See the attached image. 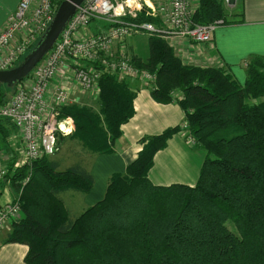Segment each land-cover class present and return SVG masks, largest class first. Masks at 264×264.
I'll use <instances>...</instances> for the list:
<instances>
[{
	"label": "trees",
	"instance_id": "trees-1",
	"mask_svg": "<svg viewBox=\"0 0 264 264\" xmlns=\"http://www.w3.org/2000/svg\"><path fill=\"white\" fill-rule=\"evenodd\" d=\"M217 20L235 23L221 0H198L193 21ZM135 21L154 22L143 14ZM148 45V59L132 62L153 74L156 103L176 102L185 113L195 147L206 153L197 182L156 186L148 180L155 153L178 128L143 138L125 173L112 175L103 198L74 220L58 195L89 193L90 173L79 164L60 171L47 157L20 166L10 182L21 191L22 218L11 223L2 244L26 245L25 264H264V102L252 104L264 97V57L249 61L240 85L223 69L183 65L159 36H150ZM97 84V110H63L74 121L73 139L94 155L110 154L133 116L135 93L105 71ZM4 97L0 92V106ZM8 125L0 119L2 143Z\"/></svg>",
	"mask_w": 264,
	"mask_h": 264
},
{
	"label": "crops",
	"instance_id": "crops-1",
	"mask_svg": "<svg viewBox=\"0 0 264 264\" xmlns=\"http://www.w3.org/2000/svg\"><path fill=\"white\" fill-rule=\"evenodd\" d=\"M19 1L0 0V32L5 29L8 18L14 12ZM146 2L150 5L155 3V0H146ZM221 3L226 18L235 23L216 28L210 43L195 44L168 33L160 38L173 49L175 56L183 65L195 68L223 69L231 74L240 85H243L247 79L246 69L249 61L255 56L264 57V0H221ZM143 16L148 18L144 13ZM89 25L87 29L76 33V39L81 40L85 36L96 34L108 27L103 20H94ZM148 40L149 36L144 34L132 35L123 41H117L107 56L110 58L125 54L131 60L135 58L143 63L149 57ZM75 64L76 62L70 58L65 60L49 82L45 95L48 104L46 115L57 112V106L52 100L53 94L57 90L66 91L68 96L66 105L59 110L71 105L88 106L98 98L97 83L92 91L84 92L74 81ZM124 80L135 93L134 112L133 116L121 126V134L114 143V152L92 156L87 167L79 164L93 178V187L89 193L66 191L58 195L64 202L69 218L72 220L70 214L79 216L84 210L103 198L107 182L112 175L125 173L126 168L136 159L142 147L141 140L143 138L159 135L167 129L177 128L185 121V113L176 102L158 104L151 98L150 90L153 83H142L132 79ZM174 96L179 98L181 94L175 92ZM10 125L6 128L9 132L5 140L7 145L2 143L0 153L4 164L13 171L22 144L19 133L11 123ZM205 156V151L186 144L183 135L177 132L169 139L165 148L155 153L153 165L148 172V180L156 186L172 184L193 186L197 182ZM63 196L69 201H66ZM13 199L10 182L1 189L0 206ZM10 232L11 224L0 230V264H25L24 257L28 251L26 245L2 244Z\"/></svg>",
	"mask_w": 264,
	"mask_h": 264
},
{
	"label": "built area",
	"instance_id": "built-area-1",
	"mask_svg": "<svg viewBox=\"0 0 264 264\" xmlns=\"http://www.w3.org/2000/svg\"><path fill=\"white\" fill-rule=\"evenodd\" d=\"M62 1H19L5 29L0 32V71L13 68L27 54L49 26ZM143 13L154 22L135 21ZM193 14L192 0H155L150 5L146 0H84L60 32L53 47L27 76L30 80L26 77L18 83L10 102L0 108V119L14 126L22 144L14 170L20 166L31 168L35 161L53 156L57 149V137L68 136L74 130L72 118L59 117V108L66 105L68 100L64 90H57L53 94L57 112L46 115L47 87L65 60L70 58L76 62L74 81L84 92L95 88L102 71L120 79L153 83L154 76L137 69L127 55L109 58L107 54L113 43L136 34L163 37L166 33L195 44L210 43L213 32L222 25V20L197 24L193 21ZM94 20H103L108 27L100 34L76 39V33ZM182 129L187 131L186 125ZM189 141L193 143L190 136ZM13 171L4 164L0 153V192L10 184ZM21 215L18 198L0 206V230L18 222Z\"/></svg>",
	"mask_w": 264,
	"mask_h": 264
},
{
	"label": "rangeland",
	"instance_id": "rangeland-1",
	"mask_svg": "<svg viewBox=\"0 0 264 264\" xmlns=\"http://www.w3.org/2000/svg\"><path fill=\"white\" fill-rule=\"evenodd\" d=\"M225 1H228V0H225ZM192 7H193V10H194V13L195 11L197 10V7H198V0H192ZM90 25H88L86 28H84L83 30L87 29ZM107 28V27H106ZM105 28V29H106ZM104 30L102 31H99L98 33L96 34H92V35H97V34H100L102 33ZM92 35H89V36H92ZM140 35V34H139ZM89 36H85V37H89ZM84 37V38H85ZM37 42V41H36ZM35 42V43H36ZM117 42V41H116ZM115 42V43H116ZM113 43V45L115 44ZM35 45V44H34ZM33 45V46H34ZM32 46V47H33ZM31 47V48H32ZM31 48L29 49V51L31 50ZM28 51V52H29ZM27 52V53H28ZM27 55V54H26ZM25 55V56H26ZM24 56V57H25ZM112 59H117L118 56H114V57H110ZM21 62L23 60H20ZM20 61L16 64L18 65L20 63ZM15 65V66H16ZM135 66V65H134ZM76 67V66H75ZM136 67V66H135ZM137 68V67H136ZM138 69V68H137ZM219 69V68H218ZM143 70V69H141ZM146 71V70H144ZM151 74V73H150ZM153 75V74H152ZM119 78V77H118ZM27 80H30L29 77L26 78ZM120 79V78H119ZM122 80H124V78H122ZM21 81L17 82L13 87L11 88H8L4 85H0V92H3L5 94V97H4V100H5V104L1 105V107H4L6 106V104H8L12 98V95H13V92H14V87L20 83ZM30 82V81H29ZM28 85V84H27ZM30 85V84H29ZM98 87V86H97ZM66 92V91H65ZM98 92H99V89H98ZM181 96H179L180 98ZM98 99V98H97ZM97 99L93 100L91 103L88 104L89 107H91L92 109L94 110H97L98 106H97ZM258 102H264V97H261L260 99L258 100H255V101H252V104H257ZM63 116H67V117H70L68 115H64V110L61 109L59 110V117H63ZM71 118V117H70ZM73 121V120H72ZM73 124H74V121H73ZM184 125H187L186 122L184 121L178 128V132H180L182 135H183V138L186 142V144L192 146V147H195V143L193 141V143H191L189 141V132L188 131H184L182 128L184 127ZM75 132H76V128H75V124H74V130L73 132L68 135V136H58L57 137V141H56V152L53 156H50V157H47L49 161H57L58 164H59V167H58V170H63L65 169L66 167H70L76 163L80 164V165H83L84 167H87L92 159V156H94V154L92 152H90L86 147H84L83 144H81L79 141L73 139V135H75ZM190 139H192V137L190 136ZM3 145H7V142L5 141ZM0 146H2V142H0ZM27 181V180H26ZM25 181V182H26ZM21 185V184H20ZM19 185V186H20ZM23 185V184H22ZM11 187H12V191H13V196L14 198H19V195L21 193L20 189L17 190L15 189V185L14 183L12 184L11 183ZM21 187V186H20ZM17 190V191H16ZM64 199L66 201H69L68 198H65V196H63ZM4 205V204H3ZM63 205H64V202H63ZM65 206V205H64ZM66 208V207H65ZM78 214H70V217L74 219H76L78 216H76ZM76 216V217H75ZM231 224V223H230ZM232 225V224H231ZM231 229V227H229Z\"/></svg>",
	"mask_w": 264,
	"mask_h": 264
},
{
	"label": "water",
	"instance_id": "water-1",
	"mask_svg": "<svg viewBox=\"0 0 264 264\" xmlns=\"http://www.w3.org/2000/svg\"><path fill=\"white\" fill-rule=\"evenodd\" d=\"M83 1L84 0H63L58 5L49 26L24 57L23 61L11 69L0 71V85L11 88L30 74L33 68L53 47L60 32L73 16L76 8L81 5Z\"/></svg>",
	"mask_w": 264,
	"mask_h": 264
}]
</instances>
